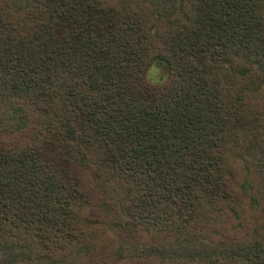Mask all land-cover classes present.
<instances>
[{"label":"trees","instance_id":"obj_1","mask_svg":"<svg viewBox=\"0 0 264 264\" xmlns=\"http://www.w3.org/2000/svg\"><path fill=\"white\" fill-rule=\"evenodd\" d=\"M0 264H264V0H0Z\"/></svg>","mask_w":264,"mask_h":264},{"label":"rangeland","instance_id":"obj_2","mask_svg":"<svg viewBox=\"0 0 264 264\" xmlns=\"http://www.w3.org/2000/svg\"><path fill=\"white\" fill-rule=\"evenodd\" d=\"M168 69L165 64H155L148 73L147 79L153 85L161 84L167 79Z\"/></svg>","mask_w":264,"mask_h":264}]
</instances>
